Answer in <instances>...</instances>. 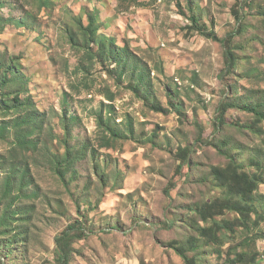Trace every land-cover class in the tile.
Returning a JSON list of instances; mask_svg holds the SVG:
<instances>
[{
	"label": "rangeland",
	"instance_id": "374dc122",
	"mask_svg": "<svg viewBox=\"0 0 264 264\" xmlns=\"http://www.w3.org/2000/svg\"><path fill=\"white\" fill-rule=\"evenodd\" d=\"M237 1L0 0V264H56L55 239L76 220L87 236L69 264H186L172 240L203 264H223L230 248L264 252V223L255 246L242 229L222 230L221 248L188 243L204 224L193 206L226 190L213 166L229 154L249 172L251 157L264 164V123L236 124L264 103V0L243 3L238 64L223 79L221 43L185 30L192 9L207 30L232 34ZM226 91L234 108L215 135ZM180 146L193 152L178 170Z\"/></svg>",
	"mask_w": 264,
	"mask_h": 264
},
{
	"label": "trees",
	"instance_id": "16d2710c",
	"mask_svg": "<svg viewBox=\"0 0 264 264\" xmlns=\"http://www.w3.org/2000/svg\"><path fill=\"white\" fill-rule=\"evenodd\" d=\"M243 3L250 4V0H240L237 1L233 6V13L238 21L237 29L226 37H219L212 30H207L203 25H200L198 19L193 12L189 15L188 21L190 24L186 25V35L191 36L195 33H199L208 39L221 43L224 47V58H225V68L224 72L221 74V78L230 76L234 73L235 68L238 64V57L234 48V40L237 35L244 32L243 27ZM191 8V6H190ZM95 18L90 17V24L86 28L89 32L90 38L88 43L93 39L97 30L95 28ZM72 45L77 46V41L73 36H70ZM102 52L99 54L109 55L110 61L113 62L112 58L116 60L118 55L114 54L113 48H107L106 44L103 43L101 46ZM98 56V54H97ZM112 72L113 70H108ZM6 75L2 80L1 85L4 86L7 83ZM128 88L134 93H140L141 89L139 85H128ZM229 91V89H228ZM108 100H114V94L107 92ZM220 102L217 113L213 122V134H220L224 127L228 124L227 114L229 109L234 108V105L230 102L226 95ZM2 103L6 104L3 97H1ZM13 101L16 104L21 103L22 99L17 93L13 97ZM7 105V104H6ZM152 109L157 112H167L168 109L161 104H153ZM253 114V120L249 124H239V127L243 128H257L259 125L264 123V103L258 106L248 107L245 109ZM114 135V134H113ZM118 135H120L118 133ZM202 132H200L201 138ZM114 136H117L116 134ZM199 139V138H198ZM30 147L34 148L35 145L32 141ZM192 148L190 146H180L177 149L176 158L179 161L178 170H181L185 164H189L190 156L192 153ZM228 155V154H227ZM228 163L224 165L213 166L212 174L216 181L223 186L226 190L224 196L216 197L210 201H205L203 203H196L193 206L192 212L200 218L204 223L203 226L197 227V235H190L188 238V243L193 245L197 242L198 237L204 239L208 243L216 245L218 248L222 247L225 243L224 238L221 235V231L225 230L230 236H235L239 229L248 233V237L251 241L255 243V237L252 236L255 232L260 231L262 224L264 223V193L260 192V185L264 184V164L258 159L251 157L249 162L253 172L247 171L236 159L235 156L229 154L227 156ZM228 212H232L234 216L232 218H226L225 216ZM221 217V220L217 218ZM162 227H171L169 222H164L161 224ZM87 236L83 224L80 220H76L74 223L70 224L59 236L56 237V264H69L71 255V246L75 240L83 239ZM170 247L175 249V251L184 259L186 264H203L198 262L194 256H188V246L187 244L181 243L177 240H172L168 244ZM263 253L257 252L256 248L249 251H238L235 249H229L226 254V259L223 264H260L258 259ZM219 255H222V250L219 251Z\"/></svg>",
	"mask_w": 264,
	"mask_h": 264
},
{
	"label": "built area",
	"instance_id": "2783aa9c",
	"mask_svg": "<svg viewBox=\"0 0 264 264\" xmlns=\"http://www.w3.org/2000/svg\"><path fill=\"white\" fill-rule=\"evenodd\" d=\"M258 261L260 264H264V252L259 256Z\"/></svg>",
	"mask_w": 264,
	"mask_h": 264
}]
</instances>
